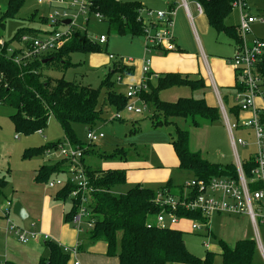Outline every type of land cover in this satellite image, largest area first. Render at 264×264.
<instances>
[{
	"label": "rangeland",
	"instance_id": "obj_1",
	"mask_svg": "<svg viewBox=\"0 0 264 264\" xmlns=\"http://www.w3.org/2000/svg\"><path fill=\"white\" fill-rule=\"evenodd\" d=\"M119 1L141 2L146 10L153 13L169 12L170 4H174L172 32L174 42L180 47L181 52L174 51L175 49L169 51L161 46L157 47L156 50H147V47H150V40L146 35L132 37L110 33L105 22L99 21L94 15H91L88 25H86L85 18H80L76 21L75 28L82 35L86 34L92 41L104 36L107 39L106 44L101 45L99 51L93 54H73L72 63H74V66L65 71V74H61L59 73L61 71L57 70L47 72V75L56 79L65 77L67 81L99 88L106 75L113 69V63L122 59L124 64H130L134 68V74L119 80L122 73L117 72L112 80L116 82L117 91L126 96L130 86L141 84L144 76V64L147 60H150L149 69L152 73L184 74L189 75L191 79L202 78L208 86V90L197 92H193L187 87L173 88L161 93L163 101L174 103L180 98L205 99L209 106L218 108L217 88L225 106L230 109L235 95L232 88L235 83V73L230 63L234 56L235 43L224 33H217L211 28L207 16L198 14L193 1L188 0L192 19L188 17L186 10L180 6L181 0ZM8 3L9 0H0V18L6 12ZM247 9L257 18H263L264 0H247ZM53 11L54 7L49 8L47 4H39L38 1L34 0L27 1L15 18L5 21L4 28L0 29V42H4L11 48H17L19 44L14 38L20 30L53 31L52 28L42 24L43 17H48ZM152 19H155L154 15ZM238 22V12L232 11L226 19V24L237 26ZM62 31L63 28L60 29V32ZM252 31V34L248 36V40L255 37L264 39V25L256 23ZM1 50L2 47L0 46V52ZM110 55L116 59L114 61L110 60ZM150 79L155 81L156 76L150 75ZM212 80L217 84V86L215 85L216 88ZM105 97L106 93L103 90L99 106L104 110L103 118L105 121L98 124L96 128L104 133L105 138L93 144L94 146L89 145L87 141L89 128L82 125L74 127L77 137L86 145L84 147L86 150L90 147L96 153L110 154L118 148H123L130 151L131 159L123 162L104 159L95 154L86 157L85 161L88 166L99 171L126 169L127 183L120 188L121 192L128 190L137 183L155 190L157 187H161L163 184H157L154 187L147 186L150 184L144 183L143 177L150 178V173L154 176L163 174L168 179L165 183L171 180L175 186H181L193 179L191 173L181 171L178 168V159L171 145L174 126L154 128L150 113L134 115L127 114L124 110L119 111L121 122L114 121L118 113L116 109L105 103ZM12 112L13 110L8 107L0 106V176L7 177L9 183L3 196L0 197V208H3L8 200L13 203L19 202L20 199L17 193L21 192L23 199L33 205L35 210L39 209L40 211L37 217L31 215L24 221L11 215L10 219L15 225L24 230H31L32 226L36 225V230L39 233L44 232V230L46 233L47 229L51 241L61 248H74L82 245L85 253L94 251L96 254H103L106 244L104 242L91 243L89 228L81 227V229H78L72 223L66 221V215L72 208L71 201L56 202L48 199L50 206L47 209L42 206V202H44L47 195L43 194L44 191H34V187L38 186L33 179L35 171L43 166H55L60 161L59 151L51 150L49 155L46 151L43 154L38 153L30 157H27L25 152L65 142L62 128L55 118L51 117L42 134L37 132L32 135H18L9 117ZM174 121L180 128L189 130L190 149L194 152H200L209 163L224 166L235 164V155L223 119L214 124L207 123L200 128L190 127V122H185L183 119H174ZM244 135L239 131L235 133L237 138ZM247 142L249 147H238V154L241 158L254 153L255 147L252 145L254 140L250 138ZM8 170H10L9 173ZM54 177L65 179L66 174ZM42 185L50 190L48 184ZM40 188L43 189V187ZM54 191L56 190H51V193ZM4 222L0 225V233L4 232ZM211 229L215 238L209 239L201 234L185 233L184 240L189 251L197 257L203 258L207 252L213 253L215 264L222 263L219 244L221 240L229 245H234L240 239H253L256 241L253 225L246 216H217L212 221ZM259 233L264 243V228H261ZM206 244H209V247H206ZM29 247H36L40 258H48L49 251L45 247L43 239L32 240L28 245L19 243L15 245L16 251L20 253ZM7 255V246L0 244V259L5 261ZM75 263V258L71 257L70 264ZM25 264H28V262ZM254 264H264V258L260 251L256 253Z\"/></svg>",
	"mask_w": 264,
	"mask_h": 264
},
{
	"label": "trees",
	"instance_id": "obj_2",
	"mask_svg": "<svg viewBox=\"0 0 264 264\" xmlns=\"http://www.w3.org/2000/svg\"><path fill=\"white\" fill-rule=\"evenodd\" d=\"M29 0H9L6 12L0 18V29L5 21L15 18L25 3ZM41 1V0H34ZM203 5L204 15L207 16L211 28L217 33H224L235 44L239 42L235 26L227 25L226 19L232 13L231 0H191ZM90 15L99 14L102 22L108 25L109 32L116 35H130L141 37L145 35L146 25L142 19V12L146 9L141 2H122L119 0H91ZM173 6H170V10ZM42 24L47 25V17H43ZM39 29H23L18 32L14 40L18 41L23 35L40 36ZM45 33V32H44ZM47 33V32H46ZM100 44L93 42L76 31L69 41L58 51L46 55L41 59L18 66L12 60L18 52L9 55V45L5 44L0 52V106L13 110L10 119L18 135H32L43 131L54 117L63 130L65 141L74 147L84 150L83 166L94 192L91 194L89 210L94 219L90 230L91 243L104 242L107 246L106 256L117 258L119 264H215L214 254L207 252L203 258L192 254L184 240L185 232L177 229H161L153 224L155 217L161 212L156 204L159 190L145 187L141 184L130 187L121 192L120 188L127 183L125 169L93 170L86 164V157L97 154L104 159L127 162L131 159L129 150L118 148L110 154L96 153L94 149L84 148L77 137L74 127L82 125L89 129H96L103 123L104 110L100 108V97L105 90V103L117 113L125 111L129 102L127 95L116 89L113 77L121 72L122 80L134 74V68L125 65L122 59L113 63L99 88H92L77 82L67 81L65 77L53 78L47 75L50 71H61L65 74L74 66L72 55L93 54L99 51ZM175 50L181 49L177 46ZM119 68L120 71H119ZM123 71V72H122ZM260 71L264 76V60ZM147 76V90L141 93V99L148 105L150 118L154 128L174 126L171 135V145L178 159V168L193 175V178L209 179L215 176H226L229 172L235 176L232 165L209 163L200 152L190 149V132L176 125L174 119L190 122V127L200 128L221 119L219 108L209 106L205 99L180 98L174 103L163 101L160 94L164 91L187 87L191 91H206L208 86L202 78L191 79L189 75L161 74L152 81ZM234 90L238 88L235 76ZM225 97V96H224ZM114 121H120L115 119ZM51 144L38 150H27L25 155L30 157L43 154L57 148L59 144ZM91 146H94L93 144ZM67 168L66 160H60L53 167L43 166L37 170L36 183L48 184L51 180L64 175ZM247 173L249 172L246 169ZM10 170H8V173ZM7 177L0 176V197L8 187ZM186 184L175 186L171 180L160 190H168L174 196H183ZM74 186L68 184L55 194L56 202L71 201L70 196ZM66 215V221L71 222L76 214V207ZM189 219H200L191 213H183ZM151 225V227H149ZM215 238V236L213 235ZM221 247V264H254L258 252L253 239H242L229 245L225 241L219 242ZM49 251L48 258L41 257L38 264H70V256L52 241H45ZM5 264H15L5 262Z\"/></svg>",
	"mask_w": 264,
	"mask_h": 264
},
{
	"label": "built area",
	"instance_id": "obj_3",
	"mask_svg": "<svg viewBox=\"0 0 264 264\" xmlns=\"http://www.w3.org/2000/svg\"><path fill=\"white\" fill-rule=\"evenodd\" d=\"M39 4H47L54 11L47 17V26L53 31L41 32L40 36L23 35L17 43L19 47L9 48V55L18 54L12 59L18 66L41 59L48 54L60 50L77 31L76 21L85 18L86 25L90 18L91 0H41ZM199 15H204L203 5L193 1ZM232 11L238 12L239 22L236 30L239 42L235 44L234 56L230 60L238 80V88L235 89L233 104L228 109L216 88L218 108L227 128L231 146L235 155V164H231L236 175L230 172L226 176H215L209 179L193 178L186 183L183 196H174L168 190H159L156 196V204L161 212L155 217L153 224L161 229H174L180 223H187L188 232L204 235L211 239L213 232L212 221L219 216H246L253 225L256 235L257 250L264 258V243L260 237V229L264 228V76L260 71L261 63L264 60V39L254 38L248 40L252 34V28L256 23L264 25V17L259 19L252 15L247 9V0H231ZM183 7L190 19L188 0H181ZM99 21L102 16L93 14ZM155 19H152V16ZM146 25L145 35L150 40L148 49L156 50L163 47L167 50H174L173 36V8L169 12L153 13L144 10L141 14ZM147 17V19H146ZM70 20L71 24L64 22ZM155 20V21H154ZM63 31L60 32V29ZM100 45L106 44L104 36L96 41ZM172 44V45H171ZM2 48L4 42H0ZM109 59L114 61L112 55ZM150 60H147L143 67V78L141 84L128 89L127 98L129 102L125 113L143 115L150 113L148 105L141 99V93L147 90V76L149 74ZM116 119H119V113ZM245 135L237 138L236 132ZM42 134V131H39ZM105 138L103 132L97 129H89L87 141L89 145L95 144ZM252 138L255 147L254 153L244 158L238 154V147H249L248 139ZM52 150L59 151V160H66V178H56L48 183L50 189L61 190L68 184L74 186L70 200L74 202L77 209L70 223L76 228H93L94 219L89 210L91 194L94 189L91 187L89 178L83 166L82 159L84 150L74 147L65 141ZM51 150L47 151L50 154ZM246 169L249 170L247 173ZM14 204L8 200L0 209L1 216L7 224V232L14 236L21 244H29L32 240L43 239L51 241L50 236L37 232L36 225L31 230H24L11 221ZM191 213L200 219H189L180 215ZM151 227V225L149 226ZM209 247V244L205 245ZM79 245L75 248L62 247L63 251L71 257H76ZM5 264V262H0ZM75 264H79L78 262Z\"/></svg>",
	"mask_w": 264,
	"mask_h": 264
},
{
	"label": "crops",
	"instance_id": "obj_4",
	"mask_svg": "<svg viewBox=\"0 0 264 264\" xmlns=\"http://www.w3.org/2000/svg\"><path fill=\"white\" fill-rule=\"evenodd\" d=\"M170 6H173L174 7V4H170ZM146 8V7H145ZM170 9V7H169ZM204 16V15H203ZM155 21V20H154ZM89 23V22H88ZM88 25V24H87ZM43 32V31H41ZM49 33V32H47ZM175 44V42H174ZM177 47V45L175 44V48ZM180 48V47H179ZM174 51H177V50H174ZM151 64V63H150ZM125 65H130V64H125ZM131 66V65H130ZM150 67V66H149ZM149 74L151 75H161V74H166V73H161V72H156V73H152L150 72V69H149ZM148 74V75H149ZM169 74V73H168ZM184 75V74H183ZM214 80V79H213ZM215 85L217 86V84L215 83ZM235 85V83H234ZM233 85V86H234ZM132 87V86H130ZM129 87V88H130ZM134 87V86H133ZM231 87V86H230ZM223 88H228V87H223ZM160 98H161V94H160ZM99 129V128H98ZM97 129V130H98ZM100 132H102L101 130H99ZM126 170V169H125ZM36 172L37 170L35 171L34 173V177L33 179L35 180V176H36ZM150 178H144L143 177V181L145 184H150V185H147V186H154L156 187L155 185H159V184H163L161 185V187H157L156 190H160L161 188H163L167 183L166 180H168L166 178V176H163V174L161 176H154L152 173H150ZM168 182V181H167ZM165 183V184H164ZM38 186L36 185L34 187V191H44L43 194L44 195H47L44 202H42V206L46 207L48 209V206H50V200H53L55 201L54 197H55V194L57 193L58 189H55L56 191H54L53 193H51V190H54V189H50V190H47L44 185H42L41 183H37ZM141 183H137L136 185H139ZM41 185V186H40ZM40 187H43V189L41 190ZM150 188V187H149ZM22 193H17L18 195V198L20 199V203L24 206V208L26 209V212L28 214V218L32 215L33 217H37L39 215V209L38 210H35L33 208V205H30V203L27 202V200L23 199ZM49 196V197H48ZM49 199V201H48ZM14 205L16 203H13ZM1 209V208H0ZM53 209V208H52ZM3 221L4 222V219L2 218L1 216V211H0V225L3 224ZM2 223V224H1ZM5 223V228H4V232L0 233V241L1 243L0 244H5L7 246V251H8V257L5 259V261H2L0 259V262H12V263H15V264H25L26 262H28V264H30L32 262V264H37L39 263V260H40V255L39 253H37L36 251V247H29V248H26L24 252L20 253V252H17L16 249H15V245L16 243H19L21 244L14 236L10 235L8 232H7V224L6 222ZM175 229L177 230H181L185 233H189L188 232V225L187 223H180L178 227H176ZM42 234H46L48 236L49 233H48V230L46 229V233H45V230L44 232L42 231ZM51 238V237H50ZM16 242H15V241ZM40 240V239H39ZM242 240V239H240ZM44 241V240H43ZM239 241V240H238ZM237 242V241H236ZM21 245H24V244H21ZM28 245V244H26ZM44 245H45V241H44ZM77 247V246H76ZM75 248V247H74ZM94 249V248H92ZM104 250V248H103ZM106 250H107V246H106V249L103 251V254L100 253V254H96L94 253V251H92L91 253L88 252V253H85V250L84 248L82 247V245H79V248H78V253H77V256L75 257V262L79 263V264H119V261L117 258H112V257H108L106 256ZM38 260V261H37Z\"/></svg>",
	"mask_w": 264,
	"mask_h": 264
},
{
	"label": "water",
	"instance_id": "obj_5",
	"mask_svg": "<svg viewBox=\"0 0 264 264\" xmlns=\"http://www.w3.org/2000/svg\"><path fill=\"white\" fill-rule=\"evenodd\" d=\"M65 25H69L71 24L70 20H67L64 22ZM13 215L15 217H17L18 219L24 221L28 218V214L26 212V209L24 208V206L20 203L17 202L14 207H13Z\"/></svg>",
	"mask_w": 264,
	"mask_h": 264
}]
</instances>
